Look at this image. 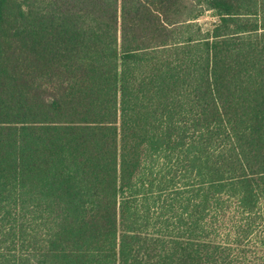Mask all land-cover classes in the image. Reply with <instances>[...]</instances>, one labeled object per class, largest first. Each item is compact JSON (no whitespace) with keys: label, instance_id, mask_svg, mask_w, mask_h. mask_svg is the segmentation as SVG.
I'll use <instances>...</instances> for the list:
<instances>
[{"label":"trees","instance_id":"trees-1","mask_svg":"<svg viewBox=\"0 0 264 264\" xmlns=\"http://www.w3.org/2000/svg\"><path fill=\"white\" fill-rule=\"evenodd\" d=\"M261 222L264 0H0V264H244Z\"/></svg>","mask_w":264,"mask_h":264},{"label":"rangeland","instance_id":"rangeland-1","mask_svg":"<svg viewBox=\"0 0 264 264\" xmlns=\"http://www.w3.org/2000/svg\"><path fill=\"white\" fill-rule=\"evenodd\" d=\"M217 20V17L213 14L212 11L208 10L206 11L199 19L198 21L201 23V25L203 26V28H210L212 26V24ZM162 161L160 160L158 162V164L156 165V167L161 166ZM164 195H162L163 197L165 196V193H163ZM170 197L168 198V201L170 200ZM177 205V203H176ZM180 211V207L178 206H174L172 210H170L168 212V216L171 217L170 221H169V228L173 229L174 232H179L184 230L182 227H179V229L177 228V224L176 221L174 220V216L179 213ZM231 211V210H230ZM228 210L227 215L225 214V216H222V213L219 211H215V212H211V214H208L205 216V219L203 220V224L207 225V222H210L211 219H214L216 223V232L218 233V236L220 238H222V236L225 234V232L228 230L229 225L231 224L232 220H236L234 216H232V212H230ZM159 223L157 225L156 228H158ZM264 227V223L261 222V225L258 224L255 228H254V233H252V235H250L249 242H246L245 244V250L247 253V257L245 258H236V262H241V259H243L242 261L245 262L244 264H264V247L263 246H258L257 242L258 241V237L262 238V230ZM216 233V234H217ZM248 243V245H247ZM245 259V260H244Z\"/></svg>","mask_w":264,"mask_h":264}]
</instances>
